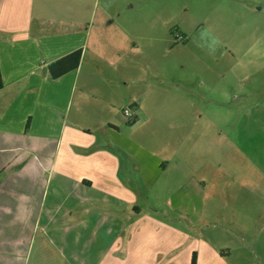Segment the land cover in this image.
Listing matches in <instances>:
<instances>
[{
  "label": "crops",
  "instance_id": "0c3cea01",
  "mask_svg": "<svg viewBox=\"0 0 264 264\" xmlns=\"http://www.w3.org/2000/svg\"><path fill=\"white\" fill-rule=\"evenodd\" d=\"M247 1L251 13L263 12L264 0ZM112 7L113 0H0V264L239 261L204 236L216 225L246 232V215L217 210L223 198L252 196V173L264 182V149L251 148L264 136V101L242 106L223 142L206 150V140L221 135L206 123L203 79L165 52L141 54L132 25L118 23ZM78 49V67L52 79L47 66ZM95 73L102 84H93ZM125 107L134 122L121 120ZM124 123H142L148 145L160 137L168 148L121 135ZM177 180L181 209L172 212L167 197L171 212L142 213L140 189Z\"/></svg>",
  "mask_w": 264,
  "mask_h": 264
},
{
  "label": "rangeland",
  "instance_id": "374dc122",
  "mask_svg": "<svg viewBox=\"0 0 264 264\" xmlns=\"http://www.w3.org/2000/svg\"><path fill=\"white\" fill-rule=\"evenodd\" d=\"M105 0H93L97 6ZM247 0H113L114 11L118 23L131 24V33L139 43L141 54H154L156 57L165 52L174 61L184 63V70L198 72L203 79L205 95L204 113L206 123L218 130L221 140H206L205 149L210 151L223 142V138L231 132L234 121L242 115V106H248L264 101V9L257 14L250 12L251 5ZM114 15V12H112ZM181 35L182 39L177 38ZM198 62H193L194 57ZM88 58V57H87ZM186 59V61H185ZM83 59L81 70L89 65ZM87 65V67H86ZM93 71L107 74L108 68L100 62L90 65ZM152 69V67L150 66ZM175 70L176 67H173ZM94 85L102 84L101 73L91 77ZM234 91V92H233ZM246 94V96H245ZM124 107V106H123ZM123 122L126 120L120 114ZM124 125L127 126L126 123ZM246 124L243 125L245 127ZM258 127V126H255ZM207 128V125H206ZM159 134L157 129H153ZM171 132L168 126L163 133ZM261 132V131H257ZM121 135L138 134L143 139V147L168 148L165 140L153 138L149 144L151 131L149 127L139 124L135 127H121ZM258 133V134H259ZM253 139L252 149H264V136ZM194 148H202L190 141ZM240 166V165H239ZM242 174L238 173L236 178ZM250 197H237L235 202L230 197L229 202L222 199V207L218 214H244L246 232L241 228L226 231L221 226L208 227L206 239H217L220 247H228L232 255L239 261L230 264H264V182H258L255 173L251 174ZM171 188H156L138 191V206L142 213L156 214L166 212V198L173 199L175 212L181 209L175 203L180 190L177 184ZM239 195L245 190L237 192ZM228 193L224 191V195ZM150 207L153 211L150 210ZM171 212V210H167ZM196 212V210H194ZM189 213H194L189 210ZM170 214V213H169ZM180 225V221H173ZM231 228L234 227L230 224ZM204 232L202 235H206ZM218 236V237H215ZM203 237V236H202Z\"/></svg>",
  "mask_w": 264,
  "mask_h": 264
},
{
  "label": "trees",
  "instance_id": "16d2710c",
  "mask_svg": "<svg viewBox=\"0 0 264 264\" xmlns=\"http://www.w3.org/2000/svg\"><path fill=\"white\" fill-rule=\"evenodd\" d=\"M81 50H75L60 59L50 63L47 66V71L52 79L59 78L60 76L75 70L80 62ZM135 121V118L133 122ZM191 264H194V258L192 257Z\"/></svg>",
  "mask_w": 264,
  "mask_h": 264
},
{
  "label": "built area",
  "instance_id": "2783aa9c",
  "mask_svg": "<svg viewBox=\"0 0 264 264\" xmlns=\"http://www.w3.org/2000/svg\"><path fill=\"white\" fill-rule=\"evenodd\" d=\"M177 38L183 40L182 37H181V35H177ZM122 116H123L128 122H131V121H133V119H134L130 107H125V108L122 110Z\"/></svg>",
  "mask_w": 264,
  "mask_h": 264
}]
</instances>
